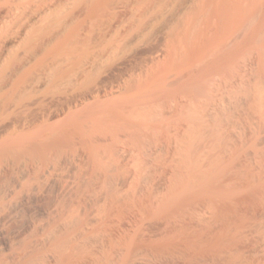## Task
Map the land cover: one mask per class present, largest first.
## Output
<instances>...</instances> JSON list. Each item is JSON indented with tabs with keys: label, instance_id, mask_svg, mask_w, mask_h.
Instances as JSON below:
<instances>
[{
	"label": "bare ground",
	"instance_id": "obj_1",
	"mask_svg": "<svg viewBox=\"0 0 264 264\" xmlns=\"http://www.w3.org/2000/svg\"><path fill=\"white\" fill-rule=\"evenodd\" d=\"M257 59L264 0H0V264H249L222 185L170 177Z\"/></svg>",
	"mask_w": 264,
	"mask_h": 264
},
{
	"label": "rangeland",
	"instance_id": "obj_2",
	"mask_svg": "<svg viewBox=\"0 0 264 264\" xmlns=\"http://www.w3.org/2000/svg\"><path fill=\"white\" fill-rule=\"evenodd\" d=\"M259 62L257 59L258 66L254 63L253 65H246L243 69L241 105L236 112L235 109L233 110L238 114L223 116L224 120L216 121L218 126L221 125L217 129V135L197 138L196 141L200 144L197 149L195 148L196 151L193 154L195 155L194 158L197 157L193 158L191 165H187H190V169L187 166L184 167L183 174L186 176L181 174L183 178L180 179L178 175L180 180L178 181L175 175L176 171L178 174V169L174 168L176 171L171 176L174 169L169 165L163 166L164 168L167 166L165 172L162 167L155 171L152 170V174L155 173L159 181L164 177L161 180H164L163 184L161 182L162 185L172 184L175 187L177 184L176 187L178 188V184L182 182L179 190L182 189L183 191H188L187 189L190 188L188 185L191 186V190L189 189L188 192L198 188L201 183L200 180H207L210 175L213 177V179L210 177L212 182L218 184L216 186L222 185L220 187L223 188H221L222 194H224L223 198L227 197V205L237 213L236 219L229 228L228 239L244 248L243 255L249 264H264V68H262L263 65L259 67L264 61ZM259 101L261 102L259 103ZM208 157H211L214 163L209 169L210 171L207 172L209 175L204 173L202 176L200 172L198 175L196 171H200L202 167L199 161L206 160ZM194 174L198 178L200 177L199 181L193 177ZM168 177H173L176 181L171 179L170 184ZM174 182L175 184H173ZM161 184L159 182L160 188H163ZM167 188L163 189L166 191ZM206 191L210 192V189ZM188 192L184 194H188ZM210 215L212 214L205 215V221L208 220L209 223L201 227L220 228L223 226L221 221L218 222L216 215H213L214 217Z\"/></svg>",
	"mask_w": 264,
	"mask_h": 264
}]
</instances>
